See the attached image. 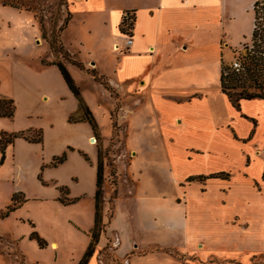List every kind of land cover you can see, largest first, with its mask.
<instances>
[{"label":"crops","instance_id":"1","mask_svg":"<svg viewBox=\"0 0 264 264\" xmlns=\"http://www.w3.org/2000/svg\"><path fill=\"white\" fill-rule=\"evenodd\" d=\"M253 1L69 0L71 17L60 38L69 34L71 45L91 49L87 59L77 56L80 50L69 52L82 68L60 61L95 120L101 146L86 120H69L81 115L79 102L57 66L42 63L52 60V54L0 58L5 64L0 72L8 73L5 81L13 88L12 94L0 92V97L15 103L13 117H0V134L41 132L39 142L17 137L0 152V170L8 163L13 166L7 182L16 188L1 193L0 212L13 195H21L17 209L0 214V264L4 259L12 264L80 263L94 227L98 152L111 144L116 103V121L124 132L122 172L131 194L124 193V186L112 201L110 219L106 211L101 215L116 245L113 253L120 263L114 264H199L181 262L174 254L205 259L223 255L235 264L251 263L258 256L253 264H264V215L256 213L250 197L232 191L239 185L249 191L257 181L251 174L258 147L253 142L258 121L264 124V99H240L234 106L220 84L221 62L250 37ZM127 12L133 13V23L122 32ZM127 35L132 41L123 51ZM86 62L116 97L94 78ZM22 149L31 154L23 155ZM62 154L64 161L53 166L52 160ZM29 157L34 161L31 172ZM49 168L59 175H50ZM237 173L247 178L237 183ZM22 174L30 175L38 189L53 188V201L17 187ZM102 198L106 210V184ZM26 202L40 207L53 235L16 212ZM235 202L244 207L233 209ZM68 205L75 208L63 214ZM239 214L248 225L232 229L227 221ZM6 224L20 232L7 230ZM53 241L55 249L50 247ZM29 251L42 255L34 259ZM86 264H104L98 249Z\"/></svg>","mask_w":264,"mask_h":264},{"label":"rangeland","instance_id":"2","mask_svg":"<svg viewBox=\"0 0 264 264\" xmlns=\"http://www.w3.org/2000/svg\"><path fill=\"white\" fill-rule=\"evenodd\" d=\"M22 1L25 3V5H27L30 8L29 11L19 10L11 6H4L0 2V58H16L17 60H19L18 58H38L39 56L40 58H47L50 54H52L53 55V57L51 56V58H53L52 60L47 61L45 59H42L41 60L42 63L48 64L49 62L52 61H60V59L69 62L66 58H69L70 60H75L74 59L75 57L69 52L74 53L80 50L81 53H78L77 56H79V58L81 59H87L88 51H90L91 49L90 46H86L87 49L86 50L75 46V44L71 45L68 37L70 36L69 34L67 35L62 34L61 38L59 37V30H60L59 28L62 25L64 19L67 17L68 11L70 12L71 10V7L69 5V0H22ZM125 17L127 18V24L124 27L125 29H129L131 25L128 26V24L133 23V13L127 12L125 13ZM251 18H252V24H251V28H252L253 25L252 6H251ZM72 24L73 25L71 26V30H73L75 26V18ZM53 37L57 40L58 46H61V48L60 49L57 48L55 52H51L49 48V40ZM247 43H249V39L241 43L240 46L232 48L230 51L229 58L224 62L222 61L221 65L229 66V62L233 56L236 57L239 60V62L243 63L242 55L245 53L244 46ZM232 44L234 43L232 42ZM64 46L69 51H67V49ZM2 62L3 59H0V68L2 66ZM86 63H87L86 66H88V71L94 72L95 70L91 69L92 65L89 62ZM3 65H5L4 62ZM82 65L84 64L82 63ZM7 74L8 73L6 72L3 75V73L0 72V83H1L0 92L12 94L13 93L12 86L9 83H6L5 81L7 78L10 79V76H8ZM94 74L97 76L95 72ZM98 80L101 82H105V80L101 76L98 77ZM109 91L111 92V95L113 97H116L113 88H111ZM117 110H118V103H116L114 110L111 111L110 125H111L112 141L109 146V149L100 150V152L102 153V162H103L102 186L103 184H106L107 191L110 193V198L108 199L109 203H106L105 205L106 210L103 205L102 197H101L100 208H101V215H103L104 211H106L105 214L108 220L113 214L112 201L114 198L119 196V194L121 196L124 186H125L124 193H126L127 195L131 194V188H129L128 186L129 184H127V179L124 173L122 172L124 169L123 166L126 161L124 160L125 157L121 143L124 132L122 125L118 124L116 121ZM19 114L20 115L22 114L21 109L18 112V118H19ZM261 115L263 116V114ZM34 135L35 134H32L30 136L32 137ZM95 138L98 146H101L100 136L96 135ZM254 143H257L258 147L255 148V155L253 156V159L256 161L252 164L251 166L252 173L251 172L250 173L253 175L252 178L257 177L256 179L257 181L251 183V190L249 191L243 190V186H240L237 183H241L243 178H247V177H243L242 174L240 175V173H237L235 174V178L237 179L236 184L239 186H236L232 191H233V195L240 194L241 197H246V198L250 197V203H251L250 205L254 204V206L252 207L255 208L256 213L264 215V180L262 179V173H264V168H263L264 167V124H261V122L259 121H258V127L256 128V141H254L253 144ZM108 150H110L111 152H108ZM21 153L25 156L31 154L29 151L23 149L21 150ZM128 157L130 156L128 155ZM29 162L31 164L30 166V172H31L34 161L32 160V158H30ZM70 166H71V170L75 168V160L71 161ZM49 169L50 170L48 172L50 173V175L52 176L59 175V170H55L52 168ZM12 171L15 170H13V166H11L10 163H8L6 168L0 170V195L2 192L6 191L7 189H13V192L16 189L13 188V185L7 182V177L12 173ZM249 176L250 175L248 173V177ZM17 187H19L22 190L25 189L24 192L27 193H42L45 197H47L46 198L47 201L49 202L53 201L51 199V196L55 193V190L50 187L44 188L43 190L36 188L33 183V179L30 175L28 176H25L23 174L19 175V181L17 183ZM15 196L18 200L21 199V195L15 194ZM62 196L64 197L63 194ZM0 200H3L2 196H0ZM11 202L7 206H9ZM233 205L236 206L233 207V209L238 208V210L241 207H244L241 206L240 203L238 202H235V204ZM7 206L3 210H1L0 214L6 211ZM74 208H75L74 205L63 206V214H67L71 212V210ZM18 211L20 215L32 219L34 222H37L41 230L45 231V233L49 234V236L54 234V231L52 230L49 231L48 229L49 224L44 220L42 211L40 210V207L38 205L32 202H26L23 205L22 210L20 209L16 210V212ZM227 225L231 226L232 229L237 230L247 227L248 221L242 214H239V215L231 216V218H229L227 221ZM6 228L7 230H12L15 231L16 233L20 232L18 229L13 230V226L11 224H6ZM102 234H103L102 237L103 244L101 245V247L97 246L96 244L94 248V250L98 249V259L102 260L104 264L120 263V261L114 257L113 251L116 245L112 244L113 240L111 239V235L106 233L105 222L103 221L101 222V231L99 235V240ZM53 244H55V246H53ZM50 247L52 249L57 248L58 247L57 242L53 241ZM29 254L31 258L34 259L37 257H41L42 255L31 251H29ZM174 255L175 257L180 259L181 262H188V263L189 262H197L199 264L238 263L234 259H231L230 257L223 255H218V256L210 255L206 259L198 258L195 255L192 256L181 255L180 257L177 256L176 254ZM258 259H259L258 256H256L255 260L252 259L251 263L248 264H253L254 261H257ZM4 260L5 261H3L2 263L12 264V262L7 261L6 259ZM41 263L48 264L43 260Z\"/></svg>","mask_w":264,"mask_h":264},{"label":"trees","instance_id":"3","mask_svg":"<svg viewBox=\"0 0 264 264\" xmlns=\"http://www.w3.org/2000/svg\"><path fill=\"white\" fill-rule=\"evenodd\" d=\"M2 5L11 6L19 10L29 11L30 8L25 5L22 0H0ZM253 11V25L251 34L249 37V43L245 44V53L242 55L243 63L242 67L238 71H229L227 74H223L221 70L220 84L223 92H225L234 106H238L240 99H251V98H262L264 99V0H255L252 6ZM69 16V18H68ZM70 12L68 11L67 17L64 19L59 30V37L61 31L66 26L67 22L70 19ZM134 18V17H133ZM127 24V18L124 16L121 22V31L126 32L129 29H125ZM61 40V39H60ZM49 48L51 52H55L58 46L57 40L53 37L49 40ZM72 64L81 67L82 64L76 60H70L66 58ZM48 64H54L59 69L67 87L73 93V95L78 99L79 110L81 115L79 117L75 115H70V121H79L86 120L93 130L94 135H98L96 123L94 118L91 115V112L88 110L86 104L81 99L79 89L69 74L67 68L61 61H52ZM95 79L98 80V77L92 72ZM99 81V80H98ZM101 82V81H100ZM107 89L110 90V87L105 83ZM15 112V103L11 98L0 97V117H13ZM31 132L20 131L17 133H7L1 132L0 134V152L3 154L5 146L9 143H12L13 140L17 137H22L31 142H39L41 140L40 130H35L33 133L34 136H29ZM3 159V156H2ZM65 159V154L55 157L51 164L53 166L61 163ZM103 162H102V153L98 152V165H97V180H96V193H95V215H94V227L91 230L90 234V243L80 261L79 264H86L87 259L92 255L95 245L98 242L99 234L101 231V197H102V181H103ZM222 175V174H221ZM226 176V175H222ZM264 180V173L262 175ZM11 204L7 206L6 211L1 213V216H7L10 212L14 211L20 206V201L13 195L11 199ZM72 201V200H70ZM35 235V234H34ZM39 243H41L39 240Z\"/></svg>","mask_w":264,"mask_h":264},{"label":"built area","instance_id":"4","mask_svg":"<svg viewBox=\"0 0 264 264\" xmlns=\"http://www.w3.org/2000/svg\"><path fill=\"white\" fill-rule=\"evenodd\" d=\"M131 37L127 35L126 41H125V48L123 51H126L128 48V45L131 44ZM242 67V62H239V60L236 57H232V59L229 62V66H222L221 70L223 71V74H227L229 71H238Z\"/></svg>","mask_w":264,"mask_h":264}]
</instances>
